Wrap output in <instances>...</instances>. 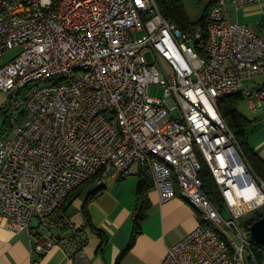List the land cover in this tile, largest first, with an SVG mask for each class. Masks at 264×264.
Masks as SVG:
<instances>
[{
    "label": "built area",
    "instance_id": "obj_1",
    "mask_svg": "<svg viewBox=\"0 0 264 264\" xmlns=\"http://www.w3.org/2000/svg\"><path fill=\"white\" fill-rule=\"evenodd\" d=\"M204 1L206 23L185 30L157 0H0V94L12 109L0 138V220L13 233L37 217L49 226L94 177L119 181L147 166L161 203L179 197L200 220L164 264H262L264 246L242 218L263 216L264 181L219 104L264 76V38L231 21L228 5L264 0ZM247 94L252 114L264 111V85ZM67 242L37 235L32 253L43 259Z\"/></svg>",
    "mask_w": 264,
    "mask_h": 264
},
{
    "label": "crops",
    "instance_id": "obj_2",
    "mask_svg": "<svg viewBox=\"0 0 264 264\" xmlns=\"http://www.w3.org/2000/svg\"><path fill=\"white\" fill-rule=\"evenodd\" d=\"M228 13L231 21L249 26L264 38V1L243 8L229 4ZM253 81L252 89L264 85V76ZM7 100V96L0 94L1 107ZM248 118L253 124L249 129L247 145H241V148L251 169L264 181V111L257 115L251 112ZM138 172L136 167L129 178L102 180V194L88 206L92 224L105 234L108 238L106 242L96 231L83 229L86 221L82 209L88 196L85 192L73 203L70 210H74L71 213L68 211L64 221H57L55 217L49 226L36 229L35 234L31 231L13 233L8 221L0 220V264H76L72 256L79 248L84 255L80 264H164L168 249L197 228L199 216L179 197L161 203L157 190L151 187L147 191L148 217L141 225V232L134 238L135 220L142 204L138 201L141 180ZM65 224L72 227H65ZM73 227H82L83 231L76 233ZM48 234L60 236L69 243L57 247L41 259L32 253L31 244L35 236ZM80 253L74 258H80ZM261 263L264 264V261L261 260Z\"/></svg>",
    "mask_w": 264,
    "mask_h": 264
},
{
    "label": "trees",
    "instance_id": "obj_3",
    "mask_svg": "<svg viewBox=\"0 0 264 264\" xmlns=\"http://www.w3.org/2000/svg\"><path fill=\"white\" fill-rule=\"evenodd\" d=\"M157 3L159 5L162 15L170 22L176 24L178 27L184 28L185 30H190L192 27L195 26L190 23V20L185 12V8L181 0H157ZM207 16L208 9L206 10L204 17L200 20L198 25L206 23ZM243 100L244 97L242 94L235 95L232 97H226L225 99H222L220 101L219 109L232 131L236 134L241 145L245 146L248 142L249 129L251 128L253 123L248 117H246L239 111V106L242 104ZM0 119L3 121V126L0 128V136L2 137L3 135H7L9 133V130L12 128V109L10 110V107L7 105V103L0 108ZM137 168L139 170L138 173L141 179L138 189V201L140 200L142 204L138 210L137 218L135 220V227L133 233L134 238L137 234L141 232V225L144 220L148 217V210L146 208L147 191L149 188L154 187L149 168L147 166H139ZM203 174L205 181V190L207 194L210 196V199L217 205L219 210L222 211L223 201L217 190V186L214 182L212 175L208 170H205ZM102 180L103 179L101 176L94 177L93 179L85 182L76 190H74L66 198L62 207L56 212L54 217H52L49 222L51 223L55 217L57 218V221H64V219L67 217L68 211L73 206V203L77 199H79L85 192H87L88 196L85 200L82 209V213L86 221L83 226V229H90L92 231H96V233L99 234L102 240L106 242L108 238L105 236V234L95 229V227L93 226L88 208L90 203L102 194L104 190V186L100 185ZM64 226L70 228L72 227L69 224H65ZM73 230H75L76 233L83 231L82 227L77 229L73 227ZM31 232L35 234L36 230H31ZM82 246H84V244ZM130 247L131 245L128 247V249ZM82 251V248H79L78 251L72 257L74 258L76 254ZM124 251L126 252L127 250ZM259 258L262 257L259 256Z\"/></svg>",
    "mask_w": 264,
    "mask_h": 264
},
{
    "label": "rangeland",
    "instance_id": "obj_4",
    "mask_svg": "<svg viewBox=\"0 0 264 264\" xmlns=\"http://www.w3.org/2000/svg\"><path fill=\"white\" fill-rule=\"evenodd\" d=\"M184 8H185V12L190 20V23L193 25H196L200 22V20L204 17L205 12L207 10V3L204 0H181ZM141 34H138V37H141ZM20 53V50H14L11 51L10 53H8L5 57L6 62L11 60L13 57L17 56ZM254 85V81H246L245 82V88L242 89L240 92L243 93V97L244 100L242 101V104L239 106V111L245 115L246 117H249L251 112H250V108H249V95L247 94V92L252 89ZM163 90L162 89H157V88H153L150 91V95L151 97L154 98H162L163 97ZM6 96V95H5ZM7 103V102H6ZM1 107V106H0ZM3 126V121L0 119V128ZM84 198V197H83ZM74 208L72 210H70V213L73 212ZM225 217H229V212L227 210H224L223 212ZM255 216L254 213H250L246 216H244L242 218L243 221L251 218ZM247 264H250L249 261H247Z\"/></svg>",
    "mask_w": 264,
    "mask_h": 264
},
{
    "label": "water",
    "instance_id": "obj_5",
    "mask_svg": "<svg viewBox=\"0 0 264 264\" xmlns=\"http://www.w3.org/2000/svg\"><path fill=\"white\" fill-rule=\"evenodd\" d=\"M41 218L37 217L31 224V229L36 230L40 227ZM244 226L250 230L252 240L264 246V214L260 219L253 216L244 222Z\"/></svg>",
    "mask_w": 264,
    "mask_h": 264
},
{
    "label": "bare ground",
    "instance_id": "obj_6",
    "mask_svg": "<svg viewBox=\"0 0 264 264\" xmlns=\"http://www.w3.org/2000/svg\"><path fill=\"white\" fill-rule=\"evenodd\" d=\"M243 168L242 167H239V166H236V168H235V171H241Z\"/></svg>",
    "mask_w": 264,
    "mask_h": 264
}]
</instances>
